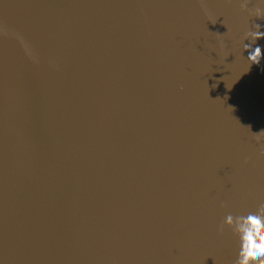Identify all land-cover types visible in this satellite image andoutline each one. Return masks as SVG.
Here are the masks:
<instances>
[{"label": "water", "instance_id": "water-1", "mask_svg": "<svg viewBox=\"0 0 264 264\" xmlns=\"http://www.w3.org/2000/svg\"><path fill=\"white\" fill-rule=\"evenodd\" d=\"M256 24L260 0H0V264H235Z\"/></svg>", "mask_w": 264, "mask_h": 264}, {"label": "clouds", "instance_id": "clouds-1", "mask_svg": "<svg viewBox=\"0 0 264 264\" xmlns=\"http://www.w3.org/2000/svg\"><path fill=\"white\" fill-rule=\"evenodd\" d=\"M260 3L264 4V0H260ZM247 11L249 15L255 13L259 17L261 9ZM260 27L259 24L253 25L256 30L252 29L245 34V40L250 43L243 46L248 51L247 60L257 65L264 60V48L252 46L257 40L264 38V32L259 31ZM224 227L229 228L237 240L235 264H264V201L247 202L235 215H226L221 230Z\"/></svg>", "mask_w": 264, "mask_h": 264}]
</instances>
